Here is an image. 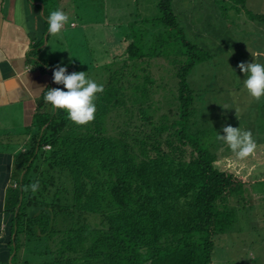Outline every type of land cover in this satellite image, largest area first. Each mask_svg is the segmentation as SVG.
<instances>
[{"label":"trees","instance_id":"obj_1","mask_svg":"<svg viewBox=\"0 0 264 264\" xmlns=\"http://www.w3.org/2000/svg\"><path fill=\"white\" fill-rule=\"evenodd\" d=\"M168 1L157 8L159 22L172 30L177 25ZM249 19L263 21L264 15ZM178 33L186 60L174 67L170 104L161 88L146 87L132 73L144 55L139 40L128 35L124 65L97 94L92 122L76 125L50 104L47 113L35 114L34 138L16 157L24 173L8 197L14 260L22 255L20 264H210L212 238L232 225L246 183L214 166L217 157L205 142L216 136L209 124L216 116L203 113L201 91L186 81L209 55ZM111 113L118 118L115 131ZM36 181L35 193L21 190Z\"/></svg>","mask_w":264,"mask_h":264},{"label":"rangeland","instance_id":"obj_2","mask_svg":"<svg viewBox=\"0 0 264 264\" xmlns=\"http://www.w3.org/2000/svg\"><path fill=\"white\" fill-rule=\"evenodd\" d=\"M72 1L68 8L77 18L76 29L68 31L66 24L65 30L58 34H66L65 39H54V45L50 44L52 37L49 35L42 55L50 64L54 65L51 59L64 50L67 55L80 54L82 62L80 67L74 66V72L85 69L83 72L87 78L104 85L108 76L124 65L125 49L131 42L129 37L132 39L133 36L134 41L139 40L144 57L135 62L136 70L132 73L138 74L146 87L161 88L166 94L165 102L170 104L176 88L174 67L186 60L181 56L185 51L176 31L182 40L209 55L189 71L186 81L189 88L201 91L203 113L216 116L209 123L217 128L216 135H223L222 128L228 125L242 131L249 130L251 121L255 130L264 134V118H250L254 117L252 111L262 116L264 112L255 110L260 103L244 89L247 74L241 73L237 67L241 62L264 64V60L256 55L252 58L254 51H264V23L249 20L253 14L264 15V0H169L177 25L172 30L159 22L157 4L160 0H111L113 14L107 9L105 0ZM61 61L57 60V63H64ZM128 113L131 114V110ZM108 116L109 125L115 131L118 118L113 113ZM205 143L208 151L217 157L214 164L217 169L225 172L231 168L232 175L247 182L244 200L240 203L239 199L238 206L233 207L232 225L212 238L210 264H264V180L253 185L263 194L254 197L248 188L249 174L246 172L252 171L253 167L248 168L247 163L253 157L250 155L243 160L234 157L228 145L217 140L216 136L213 140L207 138ZM256 171L262 174L264 166L257 167ZM25 257L36 259L29 253Z\"/></svg>","mask_w":264,"mask_h":264},{"label":"crops","instance_id":"obj_3","mask_svg":"<svg viewBox=\"0 0 264 264\" xmlns=\"http://www.w3.org/2000/svg\"><path fill=\"white\" fill-rule=\"evenodd\" d=\"M64 1L0 0V264H14L16 261L13 258L14 227L8 200L10 191L18 186L24 173L17 166L16 157L28 149L31 139L34 138L35 129L32 127V122L35 114L47 113L50 109V105L43 98L49 88L54 89L56 86L52 75L55 66L66 67L67 72L71 74L74 72V66L80 67L82 62L80 54L67 55L66 50L51 59L54 65L42 55L50 35L47 17L52 11H64L69 16L68 31L76 29L77 18L68 8L73 1L68 0L69 3ZM109 1L111 0H105V5L113 14L114 9H111ZM256 22L264 23V20ZM114 28L119 29L118 26ZM51 37L50 44L54 45L56 38L63 37L64 40L66 34L51 35ZM253 56L264 60V51H254L252 58ZM57 60H62L61 62L64 63L58 64ZM81 70L85 71V69ZM126 78L132 79L131 75H127ZM256 102L260 103V106L255 110L264 112V97ZM251 114L254 115L250 117L251 119L264 118L257 111H252ZM249 130L252 132L257 149L252 154L253 158L248 159L247 163L248 168L253 167H250L253 172L246 171L249 174L248 188L250 193L253 192L254 197H260L263 195L262 191L255 190L253 185L264 180V172L257 173L261 168L256 171L257 167L264 166V155L258 157L264 154V137H262L264 134L255 130L252 121ZM231 170L230 168L224 171L233 174ZM21 256L15 264L22 262L24 257Z\"/></svg>","mask_w":264,"mask_h":264},{"label":"clouds","instance_id":"obj_4","mask_svg":"<svg viewBox=\"0 0 264 264\" xmlns=\"http://www.w3.org/2000/svg\"><path fill=\"white\" fill-rule=\"evenodd\" d=\"M48 33L58 35L65 25L69 23V16L62 10H55L47 17ZM241 73L247 74L243 85L247 93L259 101L264 97V64L257 62H241L237 65ZM53 83L63 85V89L49 88L44 95L46 103L54 109L63 110L68 118L76 125H86L95 119V99L98 93H103L104 86L87 78L86 72H72L69 74L66 67L56 65L53 70ZM223 135L217 133L216 139L226 143L235 156L243 160L254 154L257 144L250 130L242 131L239 127L231 125L222 128ZM50 147V146H49ZM39 181L21 190L33 193L39 190Z\"/></svg>","mask_w":264,"mask_h":264},{"label":"built area","instance_id":"obj_5","mask_svg":"<svg viewBox=\"0 0 264 264\" xmlns=\"http://www.w3.org/2000/svg\"><path fill=\"white\" fill-rule=\"evenodd\" d=\"M43 148H44V150H47L48 149V146H44Z\"/></svg>","mask_w":264,"mask_h":264}]
</instances>
